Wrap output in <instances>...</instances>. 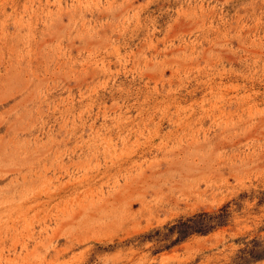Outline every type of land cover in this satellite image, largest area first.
<instances>
[{"label": "rangeland", "instance_id": "374dc122", "mask_svg": "<svg viewBox=\"0 0 264 264\" xmlns=\"http://www.w3.org/2000/svg\"><path fill=\"white\" fill-rule=\"evenodd\" d=\"M262 190L264 0H0V264H264Z\"/></svg>", "mask_w": 264, "mask_h": 264}, {"label": "trees", "instance_id": "16d2710c", "mask_svg": "<svg viewBox=\"0 0 264 264\" xmlns=\"http://www.w3.org/2000/svg\"><path fill=\"white\" fill-rule=\"evenodd\" d=\"M257 204L264 202V190L257 192ZM228 203L220 207L214 213L201 212L192 215L185 219H177L170 227L165 226L164 229L168 231L169 234H175V239L172 243L178 242L186 238L192 233H205L218 226H222L227 221L228 217ZM253 257L264 256V249L258 252H250Z\"/></svg>", "mask_w": 264, "mask_h": 264}]
</instances>
